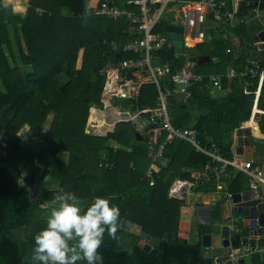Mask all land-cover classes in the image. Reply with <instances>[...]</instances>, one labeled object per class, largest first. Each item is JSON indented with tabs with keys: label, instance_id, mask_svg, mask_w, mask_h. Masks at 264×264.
I'll return each instance as SVG.
<instances>
[{
	"label": "trees",
	"instance_id": "obj_1",
	"mask_svg": "<svg viewBox=\"0 0 264 264\" xmlns=\"http://www.w3.org/2000/svg\"><path fill=\"white\" fill-rule=\"evenodd\" d=\"M103 1L0 0V264H38L32 259L34 237L46 228V205L52 203L61 189L74 193L85 207L94 197L107 198L119 207V239L113 240L105 233L99 250L103 264H213L214 259L204 255L200 240L190 243L179 236L185 200L169 195L177 178L198 183L200 179L193 177V171H205L211 158L192 143L175 140L166 147L169 164L153 166L155 183L151 186L146 173L152 163L148 168H141L140 164L148 157L149 137L143 135L144 145L135 144L138 131L133 122L118 123L115 131L106 136L88 132L92 107L101 105L106 80L102 71L108 65L138 57L123 51L132 39L125 20L95 13ZM255 1L264 13V0H246L250 5L241 9L237 18L251 15L257 8ZM168 24L169 21L162 20L157 30L164 32ZM249 24H238L233 29L235 36L244 40L245 50L254 49L257 41L248 30ZM224 26L231 29L229 24ZM262 29V25L256 26L257 31ZM233 50L232 38L214 37L192 48L197 61L204 55L219 60L198 62L195 69L205 80L192 86L189 101H178L176 97L170 100L173 125L196 129L203 147L210 144L207 124L222 125L223 136L212 141L228 159H233L229 151L231 135L243 121L250 119L255 98L254 93H245L246 79L241 77L222 76L221 88L229 89V94L220 98L210 95L214 87L209 75H225L226 65L231 64L240 69L246 58L252 56L245 51L232 54ZM158 54L163 62L179 61L175 48ZM252 57L264 66V59ZM207 66H214L215 70ZM249 80L252 82L249 89L255 91L257 79ZM263 90L264 85L262 93ZM158 96L157 85L146 83L139 98L133 100L132 108L152 107ZM130 101L124 100L123 104L127 106ZM52 113L55 115L49 118ZM260 125L264 132L263 120ZM110 140L131 147L132 151L110 146ZM64 153L68 154L67 160L63 159ZM29 162L49 168L48 175L59 182L56 189L41 191L43 202L39 204L33 203L28 187L19 182ZM243 175L226 181L231 194L247 187L249 180ZM218 183L209 177L195 190L217 191L222 188ZM230 206V198L220 201L211 210V218H219ZM123 219L139 225L143 235L160 238L159 244L146 250L140 245L142 235L121 227ZM207 231L209 226L199 225L200 236ZM168 233L176 237L169 240ZM244 234L233 233V248L242 246ZM260 246L264 247V240ZM249 260L251 264H264V254L253 253Z\"/></svg>",
	"mask_w": 264,
	"mask_h": 264
},
{
	"label": "built area",
	"instance_id": "obj_2",
	"mask_svg": "<svg viewBox=\"0 0 264 264\" xmlns=\"http://www.w3.org/2000/svg\"><path fill=\"white\" fill-rule=\"evenodd\" d=\"M250 5L246 0H127L119 5L114 0L103 1L95 10L96 14L114 20H125L128 33L132 39L125 45L123 51L137 54L136 59H125L118 64L108 65L102 74L105 84L101 96V105H94L88 120V132L98 136H106L115 131L118 123L131 121L137 130L149 137L147 155L152 166L146 177L149 184L155 183L153 166L157 163L167 166L170 160L165 156L166 147L175 140H186L192 143L198 151L207 154L211 162L205 170L210 177L219 183L233 179L236 172H244L249 176V191L258 190L264 184V170L254 165V160H238L226 158L219 145L211 141L208 147L199 142V132L196 129L175 127L170 114L171 97H181L184 102L191 99V88L196 83L203 82L205 76L196 71L197 59L192 56L191 49L212 39L214 32L209 24H229L234 29L238 24H248L255 18H264V13L257 8L253 15L237 18L241 4ZM245 6V7H246ZM162 20L169 21L183 29V49L174 47L166 30L158 31ZM219 37L223 40L231 38L230 32L220 28ZM114 46V44H113ZM176 49V59L163 62L162 50ZM222 76L228 79L241 77L246 79L245 93L255 94V106L264 85V66L255 57L249 56L242 68L229 65L225 75L211 74L208 76L214 88L221 87ZM249 78L257 79L255 91L249 89L252 82ZM168 83H165V82ZM163 82V85L161 84ZM146 83H154L159 90L157 102L152 107L134 110L133 100H137L141 87ZM124 100H131L124 105ZM194 182L178 179L170 188V197L185 200V192L191 190ZM234 194L230 199L233 205ZM231 233L240 230V222L233 220L229 223ZM261 243V242H260ZM243 245L234 248L230 254V262L237 264L241 258L260 252L264 247ZM229 262V261H228ZM213 264H220L214 261Z\"/></svg>",
	"mask_w": 264,
	"mask_h": 264
},
{
	"label": "crops",
	"instance_id": "obj_3",
	"mask_svg": "<svg viewBox=\"0 0 264 264\" xmlns=\"http://www.w3.org/2000/svg\"><path fill=\"white\" fill-rule=\"evenodd\" d=\"M126 1L127 0H117V2L120 4H125ZM87 3H88V0H87ZM253 14L254 13H252L251 15H253ZM210 24H209V27H210V30L212 32H214V36H213L214 38L221 39L219 37V35H220L219 31H220L221 27L224 28L226 31L230 32V36L233 39V46L235 48V50H233L232 54H234V53L240 54L243 51H245L248 55L256 56L260 60L264 59V44H260L262 42H260V40H257V38H256V37H260V34L264 31V25H263L264 24V18H255L254 20H252L250 22V24L248 26V28H249L248 30L250 31V33H252L255 36V40H257L255 45H254V49H252V50H250L249 48H247V50H245L246 48L244 46L245 45L244 40L242 38H239L238 36L236 37L235 36L236 33L233 29H228L224 25L220 26V25H216V24L214 25V23H210ZM258 25H262L263 29L257 31L256 26H258ZM209 40H212V39H209ZM248 46H250V45H248ZM228 52L229 51H227V53ZM227 53H225V54H227ZM218 60H219L218 57H214V58H211L210 61H206L205 63H209L212 61L218 62ZM227 66L228 65H226V67H225L226 73L228 70ZM221 75H224V74H221ZM228 94H229V89L221 88V87L220 88H212L210 91V95L215 97V98L226 97ZM261 94H262V96L260 95L261 98H259L260 100H258L257 106H255V98H254L250 119L243 121L241 126L236 128L235 131L233 132V134L231 135L232 142H231L229 151L232 154L233 159H238L241 161L253 159L254 165L260 166L263 169V164H264V132L261 129L260 122H261V120H263V123H264V90H263V93L261 91ZM176 98L178 99V101L184 102L181 97H176ZM259 103H261L262 106H260ZM134 126H135V128L137 127L136 124H134ZM243 127L249 128L251 131V135L249 136L251 144H250V147H243L244 153H240L241 156H238L236 143H238L239 137L236 135V131H237V129H240ZM136 130H137V128H136ZM137 131H138V138H137V141L135 142V144H139L140 146H142L145 144V142L143 140L145 133L141 132L139 130H137ZM206 131L208 133L207 139H209L210 142L214 139H217V138L223 136V127L220 124L209 123L206 126ZM108 143L110 146H113L115 148L127 149L128 151H132L131 147H124L123 145L119 144L115 140H110ZM200 144L203 145L204 143L202 144L200 142ZM250 156L252 158H249ZM67 158H68V154L64 153L63 159L67 160ZM147 158H144L141 160L142 161V162H140L141 168H148L151 165V161ZM240 174H244L243 178L247 179V181L249 180V176L246 173H244L242 171L236 172V175L239 176ZM192 175L196 179H200V181H199L200 184H202L204 181H207L208 178L210 177L209 173H207L206 170L205 171L204 170H202V171L201 170H199V171L194 170ZM178 179L179 178L175 179V181ZM36 183H38L40 185L41 191L45 190V189H56L59 186V182L56 180H53V178L50 177L49 175H46V176L39 178L36 181ZM218 185L222 188H220L217 191L199 192V191H196L194 189V190H190V191L185 192V205L182 207L183 212H181V215H184L185 217L188 216L189 220L181 221V224L182 223L183 224L180 226L179 235L182 238H186L188 236L187 232L189 231V225H190V222L192 220L193 215H197V218L201 221V224H199V225H206L205 224L206 219L207 218L209 219V225H206V226H209V231L205 232L204 234L212 232L211 231L212 225H219V226H215V227L218 228L221 226L223 228L225 225H227V224L229 225V223L232 222L233 220L240 222V230L238 232H235V233H239V232L245 233L246 230H245L244 225H243V220L241 219L242 216L234 210V206L232 205V203H231V206L227 209V211L225 213L221 214V216H219V218H214V219L211 218V210L213 209V207L215 205H217V203H219L220 201L228 199L231 196V192L228 191V188H229L228 182L225 181L222 183H218ZM248 188H249V185H247L246 188L239 190L238 192H235L234 193L235 197H239L243 193L249 191ZM255 196H256L255 199L259 200V201H261V199L264 198V194L261 192L255 193ZM46 206H47V215H49L50 210L52 207H54V205L52 203H48ZM124 222L128 223L130 221L123 219L121 221L120 225L123 226ZM186 223H189V225ZM132 224L135 226H138L137 224H134V223H132ZM213 235L215 236V245L221 244L222 238H221L220 233H213ZM245 235L246 234H244V236ZM232 236H233V233H231V235H230V241H231ZM175 237H176V235L174 233L166 234V238L169 240H173ZM199 240L201 241V238H199ZM263 240H264V236L259 237L258 243H260V242L262 243ZM233 249L234 248L232 245H230L229 247H217V246H215V247H204V255L206 257L213 258L215 261L216 259L226 257L227 255L230 254V252ZM251 255L247 256V258H246L247 264L249 262L248 259ZM224 264H232V262L229 261V262H226Z\"/></svg>",
	"mask_w": 264,
	"mask_h": 264
},
{
	"label": "clouds",
	"instance_id": "obj_4",
	"mask_svg": "<svg viewBox=\"0 0 264 264\" xmlns=\"http://www.w3.org/2000/svg\"><path fill=\"white\" fill-rule=\"evenodd\" d=\"M52 204L46 228L34 237L32 259L38 264H103L99 250L105 233L113 240L119 239V207L102 197H94L85 207L74 193L63 189Z\"/></svg>",
	"mask_w": 264,
	"mask_h": 264
},
{
	"label": "water",
	"instance_id": "obj_5",
	"mask_svg": "<svg viewBox=\"0 0 264 264\" xmlns=\"http://www.w3.org/2000/svg\"><path fill=\"white\" fill-rule=\"evenodd\" d=\"M254 5L257 6L258 2H254ZM246 4H241V9L245 8ZM166 33L168 37L173 41L174 47L177 49H183V29L178 26L174 25H167L165 27ZM257 40H260V44H264V31L260 34V37H256ZM211 57L208 55L201 56L199 58V64H203L206 61H210ZM236 135L239 137L238 143H236L238 156H241L240 153H244L243 147H250L251 141L249 136L251 135V131L249 128H240L237 129ZM247 153V152H246ZM237 155V154H236ZM249 158H252L251 156ZM264 170V164H263ZM50 173V169L47 167H43L40 164L35 162H29L22 171V177L20 179V184L25 185L28 187V191L30 197L34 204H39L43 202L41 187L36 181L48 175ZM199 182L193 184L190 188L191 190L196 189L199 186ZM263 193L264 194V184L258 190L247 191L240 195L239 197L233 198V206L234 210L242 216L243 225L245 228L246 235L242 238V244L247 246L256 247L258 244V238L264 236V198L261 201L255 199V193ZM183 212V209H181ZM189 217H185L181 215L180 217V226L181 221H187ZM128 223H131L128 222ZM132 224V223H131ZM189 225V223H186ZM199 224L201 221L197 218V215H193L192 220L189 225V231L187 232V237L184 238L186 242L190 243H197L199 238H201V243L203 247H229L231 245L230 235L231 231L229 225H225L223 228L220 226L216 228L215 226L219 225H212L211 231L209 233L203 234L200 236L199 233ZM206 225H209V219H206ZM122 228L129 230L124 224L121 226ZM140 228V233H142V228ZM131 231V230H130ZM133 232V231H132ZM180 233V230H179ZM213 233H220L222 241L221 244L215 245V236ZM180 236V235H179ZM181 237V236H180ZM142 240L144 241L145 245L143 246L146 250H150L156 247L159 242L160 238L158 237H151L147 234L143 235ZM230 261L229 255L226 257H222L216 259V262L220 264H224ZM237 264H247L246 258H241Z\"/></svg>",
	"mask_w": 264,
	"mask_h": 264
},
{
	"label": "rangeland",
	"instance_id": "obj_6",
	"mask_svg": "<svg viewBox=\"0 0 264 264\" xmlns=\"http://www.w3.org/2000/svg\"><path fill=\"white\" fill-rule=\"evenodd\" d=\"M211 25V24H210ZM215 25V24H214ZM194 51V50H193ZM203 67H200V70L201 71H204L203 69H202ZM207 69H209V70H211V71H214L215 70V68H214V66H211V67H209V66H207ZM129 125V127H132L131 125H130V123L128 124ZM47 217H49V215H47ZM128 231H130V230H128ZM132 232V231H131ZM133 233H135V232H133ZM14 234H15V232H14ZM138 234V233H137ZM138 235H142L141 236V240H140V245H145V243H144V241L142 240V237H143V234L141 233V234H138ZM248 264H251V262H250V260L248 259Z\"/></svg>",
	"mask_w": 264,
	"mask_h": 264
},
{
	"label": "bare ground",
	"instance_id": "obj_7",
	"mask_svg": "<svg viewBox=\"0 0 264 264\" xmlns=\"http://www.w3.org/2000/svg\"><path fill=\"white\" fill-rule=\"evenodd\" d=\"M129 230L135 232V233H140V228L138 226H135L131 223L124 222L123 223Z\"/></svg>",
	"mask_w": 264,
	"mask_h": 264
}]
</instances>
